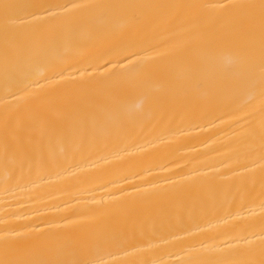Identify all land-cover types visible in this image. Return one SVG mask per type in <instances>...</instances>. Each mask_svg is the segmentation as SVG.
<instances>
[{"label":"bare ground","instance_id":"6f19581e","mask_svg":"<svg viewBox=\"0 0 264 264\" xmlns=\"http://www.w3.org/2000/svg\"><path fill=\"white\" fill-rule=\"evenodd\" d=\"M0 264H264V0H0Z\"/></svg>","mask_w":264,"mask_h":264}]
</instances>
